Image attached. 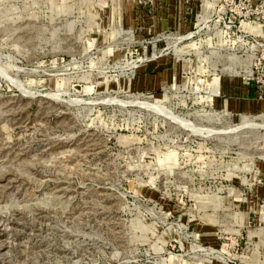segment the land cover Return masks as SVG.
Segmentation results:
<instances>
[{"label":"rangeland","instance_id":"rangeland-1","mask_svg":"<svg viewBox=\"0 0 264 264\" xmlns=\"http://www.w3.org/2000/svg\"><path fill=\"white\" fill-rule=\"evenodd\" d=\"M246 9L0 0V264H264Z\"/></svg>","mask_w":264,"mask_h":264},{"label":"built area","instance_id":"built-area-1","mask_svg":"<svg viewBox=\"0 0 264 264\" xmlns=\"http://www.w3.org/2000/svg\"><path fill=\"white\" fill-rule=\"evenodd\" d=\"M233 2H234V6H235V10H234V11H235V15H238L237 17H242V16H248V17H250V15H251L252 13H250V12L246 9V7L251 3V0H249L248 3H247V0H233ZM238 2H239V3H238ZM244 10H245V11H244ZM233 18L235 19L236 16H233ZM246 22H247V21H244L243 24H245ZM234 23H235V22H231V23H230V27H232V25H233ZM248 23H249V27L244 28V27H242V25H243V24H242V25H241V28L244 29L245 31L251 29L250 31L245 32V33H249L250 36L255 37L256 27H252L250 21H248ZM239 31H240V29H239ZM246 42H247V40H246ZM246 42H244L243 44H245ZM255 67H256V69H258V66H257V65H256Z\"/></svg>","mask_w":264,"mask_h":264},{"label":"crops","instance_id":"crops-1","mask_svg":"<svg viewBox=\"0 0 264 264\" xmlns=\"http://www.w3.org/2000/svg\"><path fill=\"white\" fill-rule=\"evenodd\" d=\"M199 1V0H198ZM201 1V0H200ZM205 2V4H199L198 2H196V1H194V2H192V7H193V11L198 15L199 13H204V11H203V8H202V6L203 7H205V6H208L209 8H210V5L212 4L211 2H209V1H204ZM222 8V7H221ZM198 10H200V11H198ZM205 14V13H204ZM203 14V15H204Z\"/></svg>","mask_w":264,"mask_h":264},{"label":"bare ground","instance_id":"bare-ground-1","mask_svg":"<svg viewBox=\"0 0 264 264\" xmlns=\"http://www.w3.org/2000/svg\"><path fill=\"white\" fill-rule=\"evenodd\" d=\"M221 9H224V7H222ZM243 27H244V28L249 27V23L246 22L245 24H243ZM217 32L219 33V36H220V32H221V30H218ZM217 35H218V34H217Z\"/></svg>","mask_w":264,"mask_h":264}]
</instances>
